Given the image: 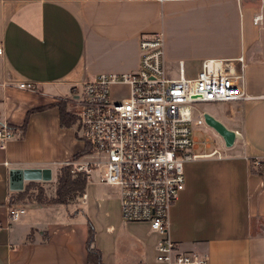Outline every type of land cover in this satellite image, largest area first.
Wrapping results in <instances>:
<instances>
[{"label": "crops", "instance_id": "obj_1", "mask_svg": "<svg viewBox=\"0 0 264 264\" xmlns=\"http://www.w3.org/2000/svg\"><path fill=\"white\" fill-rule=\"evenodd\" d=\"M153 32L163 34L168 78H193L204 60L228 61L242 68L249 96L209 103L235 133L230 146L213 130L211 142L193 129L196 157L183 164L169 236L208 264H264V174L254 170L255 161L264 169V0H0V124L15 131L0 148V264H87L88 222L103 264H158L159 235L147 222H124L118 189L96 180L66 205L17 202L26 210L16 221L5 209L17 192L12 169L50 170V180L23 188L55 184L63 162L85 149L78 124H61L60 107L76 115L77 93L97 74L137 71L139 40Z\"/></svg>", "mask_w": 264, "mask_h": 264}, {"label": "built area", "instance_id": "obj_2", "mask_svg": "<svg viewBox=\"0 0 264 264\" xmlns=\"http://www.w3.org/2000/svg\"><path fill=\"white\" fill-rule=\"evenodd\" d=\"M262 22V14L253 16V24ZM228 64L204 60L195 77L168 78L163 34L153 32L139 40L137 71L97 74L85 80L76 95L78 131L86 146L80 156L63 165L73 174H84L87 181L118 189L121 219L147 222L159 235L158 264H208L205 254L181 252L171 240L169 210L185 185L184 162L196 157L190 152L193 127L205 125V112L197 105L249 97L242 86V68L236 73ZM113 85L126 86V96L113 100ZM17 86L36 90L34 82ZM14 135L12 128L0 124V148ZM212 153L220 156L216 149ZM5 209L10 221L25 213L22 205L12 204L8 197Z\"/></svg>", "mask_w": 264, "mask_h": 264}, {"label": "trees", "instance_id": "obj_3", "mask_svg": "<svg viewBox=\"0 0 264 264\" xmlns=\"http://www.w3.org/2000/svg\"><path fill=\"white\" fill-rule=\"evenodd\" d=\"M28 117L25 118L24 123L20 126V132L23 133ZM60 122L63 125H72L78 124V117L72 113L65 111L64 107H60ZM12 128V127H10ZM13 129V128H12ZM84 151V150H83ZM83 151L77 153L71 159H74L80 156ZM262 162H259L256 165L255 169L258 173L264 174V169ZM33 184V181H30L22 190L17 191L10 196V202L12 204L22 201L25 198L26 190L29 186ZM86 184V177L84 174L77 173L72 174L70 168L67 165H62L58 171L55 192L54 196L46 198L42 193L38 195L37 202L39 204H63L66 205L72 200L76 199L79 196H82L84 193ZM93 239L94 231L90 223L88 222V237L86 241V250H87V264H103L101 260V254L95 248H93Z\"/></svg>", "mask_w": 264, "mask_h": 264}, {"label": "water", "instance_id": "obj_4", "mask_svg": "<svg viewBox=\"0 0 264 264\" xmlns=\"http://www.w3.org/2000/svg\"><path fill=\"white\" fill-rule=\"evenodd\" d=\"M205 125L213 129L224 141L226 146H230L235 138V133L227 129L219 120L205 112L203 114ZM51 178L50 170L43 169H12L9 173V187L12 190L20 191L23 189L25 180L48 181Z\"/></svg>", "mask_w": 264, "mask_h": 264}, {"label": "rangeland", "instance_id": "obj_5", "mask_svg": "<svg viewBox=\"0 0 264 264\" xmlns=\"http://www.w3.org/2000/svg\"><path fill=\"white\" fill-rule=\"evenodd\" d=\"M126 91H127V88H126V86H123V85H113L110 87V94H111V97L113 100H119L120 97L126 95ZM197 108L203 112H208L210 114L213 113V111H212L213 107L209 103L198 104ZM205 126L208 127L207 125H199V126L196 125L193 127V129L198 128L196 133L200 137H202L203 135L209 136L211 142H213L214 137H213V134L211 132V130H213V129L208 127L210 130H207ZM215 140L219 141L218 138H215ZM93 174L95 175V173H93ZM55 184H56V182H55ZM55 184L54 183H46L45 186H42V184H40V182H33V184L29 186L28 190H26L25 198L22 201H20L19 203L25 204L27 202H30L31 200H35V199H37L38 195H40V193H42L43 195H46L45 196L46 198H50V197L54 196ZM112 187H113V189L117 190V188L115 186H112ZM77 206H79V205L78 204L76 205V203H74L72 205V208L76 209ZM31 207H32V205L28 204L27 210L30 209ZM24 214H22V217Z\"/></svg>", "mask_w": 264, "mask_h": 264}]
</instances>
